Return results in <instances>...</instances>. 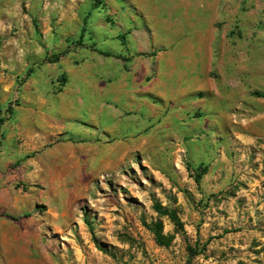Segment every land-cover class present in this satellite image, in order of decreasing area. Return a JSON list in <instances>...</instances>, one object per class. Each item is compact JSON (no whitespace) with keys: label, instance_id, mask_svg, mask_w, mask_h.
Instances as JSON below:
<instances>
[{"label":"rangeland","instance_id":"374dc122","mask_svg":"<svg viewBox=\"0 0 264 264\" xmlns=\"http://www.w3.org/2000/svg\"><path fill=\"white\" fill-rule=\"evenodd\" d=\"M107 16L94 0H0L1 101L12 102L33 70L58 89L63 66L47 61L88 33L95 40ZM79 19L87 27L78 29ZM112 24L106 29L116 31ZM216 25L225 91L186 112V132L123 157L84 129L78 158L54 166L46 159L55 181L47 169L45 181L29 176L23 160L7 167L12 187L30 197L25 220L42 228L41 247L27 248L33 257L41 250L47 264H264V99L255 96L264 94V0ZM231 84L239 94H227ZM143 100L135 99L138 117L147 112ZM80 115L91 121L85 108Z\"/></svg>","mask_w":264,"mask_h":264},{"label":"crops","instance_id":"0c3cea01","mask_svg":"<svg viewBox=\"0 0 264 264\" xmlns=\"http://www.w3.org/2000/svg\"><path fill=\"white\" fill-rule=\"evenodd\" d=\"M251 1L94 0L96 9L108 11L105 21L93 29L95 40L88 33L89 38L82 36L80 44L68 49L58 62L45 65L63 66L61 89L38 79L40 73L32 75L33 70L12 102L4 104L0 99V118H4L0 126V264L48 263L46 253L40 250L33 257L27 250L41 247L42 228L25 220L30 197L12 187L7 167L23 160L29 176L45 181L47 169L49 179L55 181L58 177L46 159L51 158L54 166L65 158H78L87 144L81 141L84 129H95L91 132L101 149L115 148L123 157L128 151L153 149L173 134L186 132L187 125L181 121L186 112L217 101L225 91L219 81L225 68L218 54L223 52L224 36L216 23H232L239 7ZM78 22V29L87 27L86 19ZM109 22L116 25V31L106 29ZM120 33L124 38L118 41ZM11 86L10 90L13 82ZM234 86L226 90L228 95L240 93ZM138 98L145 99L138 103L147 109L141 117L134 115ZM7 107L11 108L8 114ZM84 108L91 121L83 122ZM62 151L65 154L59 155Z\"/></svg>","mask_w":264,"mask_h":264},{"label":"trees","instance_id":"16d2710c","mask_svg":"<svg viewBox=\"0 0 264 264\" xmlns=\"http://www.w3.org/2000/svg\"><path fill=\"white\" fill-rule=\"evenodd\" d=\"M95 1L98 2V0H95ZM78 44H80V41L78 42ZM102 54H104V55H106V56L109 55L108 53H102ZM63 55H64V53L54 54V55L52 56V58L49 59V60L47 61V63H49V64H54V63L58 62V60H59ZM61 80H62V81H65L64 76H62ZM58 90H60V89H58ZM255 96L264 99V94L256 93ZM0 110H1V108H0ZM10 111H11V108H10V107H7L6 110H5V112H6L7 114L10 113ZM3 122H4V118H0V126L3 124ZM201 174H202V173H198V174L196 175L197 179H199V178L201 177ZM156 209H157V211H158L160 214H165V213H163V211H162V209H161L160 207L156 206Z\"/></svg>","mask_w":264,"mask_h":264},{"label":"built area","instance_id":"2783aa9c","mask_svg":"<svg viewBox=\"0 0 264 264\" xmlns=\"http://www.w3.org/2000/svg\"><path fill=\"white\" fill-rule=\"evenodd\" d=\"M62 78V77H61ZM61 78H60V80H61ZM56 81H58V84L56 85L57 86V88L58 89H61V87H62V85L65 83L64 81H59L58 79L56 80ZM10 170V169H9Z\"/></svg>","mask_w":264,"mask_h":264}]
</instances>
